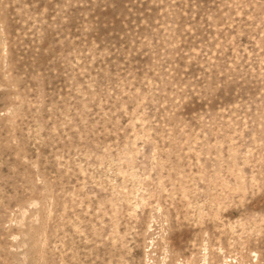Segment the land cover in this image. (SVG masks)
Instances as JSON below:
<instances>
[{"label": "rangeland", "instance_id": "rangeland-1", "mask_svg": "<svg viewBox=\"0 0 264 264\" xmlns=\"http://www.w3.org/2000/svg\"><path fill=\"white\" fill-rule=\"evenodd\" d=\"M0 264H264V0H0Z\"/></svg>", "mask_w": 264, "mask_h": 264}]
</instances>
